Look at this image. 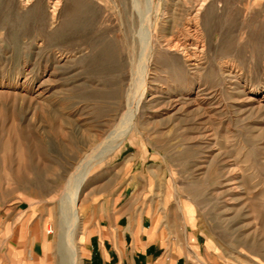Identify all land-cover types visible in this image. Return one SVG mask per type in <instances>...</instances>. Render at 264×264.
I'll use <instances>...</instances> for the list:
<instances>
[{"label": "rangeland", "instance_id": "obj_1", "mask_svg": "<svg viewBox=\"0 0 264 264\" xmlns=\"http://www.w3.org/2000/svg\"><path fill=\"white\" fill-rule=\"evenodd\" d=\"M126 165L211 264H264V0H0V213L22 204L64 264L62 198L89 171L83 264Z\"/></svg>", "mask_w": 264, "mask_h": 264}, {"label": "crops", "instance_id": "obj_2", "mask_svg": "<svg viewBox=\"0 0 264 264\" xmlns=\"http://www.w3.org/2000/svg\"><path fill=\"white\" fill-rule=\"evenodd\" d=\"M124 167L125 180L99 203L102 213L83 236V264H211L203 234L183 216H161L136 199L141 174ZM21 205L0 213V264H45L50 233Z\"/></svg>", "mask_w": 264, "mask_h": 264}, {"label": "bare ground", "instance_id": "obj_3", "mask_svg": "<svg viewBox=\"0 0 264 264\" xmlns=\"http://www.w3.org/2000/svg\"><path fill=\"white\" fill-rule=\"evenodd\" d=\"M148 24H149V22H148ZM145 33H147V32H145ZM143 43H144V45H146L144 40H143ZM145 48H146V46H145ZM198 49L199 48L197 45V47L195 48V51ZM146 79L147 78L144 79V82H146ZM139 107H140V100H139V102L132 105L130 115H134L137 112V110L139 109ZM121 136L122 135H119V137H121ZM123 136H125V134H123ZM88 174H89V171H87L85 173H84V171L78 172V174H76L74 176V178H72L68 182L67 190L64 194V197L62 198V204H63L62 205V207H63L62 211H63V215H64L63 218H65V222H64L65 227H63V228H65V230H64L63 240H62L63 253L65 254V255L63 254V257H64L63 260L64 261L62 263H64V264H80L79 262H80L81 255H80L79 243L75 237L76 233H77L78 226H79V221H80L78 201L80 200V196L82 194L83 182H84V180Z\"/></svg>", "mask_w": 264, "mask_h": 264}, {"label": "built area", "instance_id": "obj_4", "mask_svg": "<svg viewBox=\"0 0 264 264\" xmlns=\"http://www.w3.org/2000/svg\"><path fill=\"white\" fill-rule=\"evenodd\" d=\"M49 233H52V230H51V231H49Z\"/></svg>", "mask_w": 264, "mask_h": 264}]
</instances>
